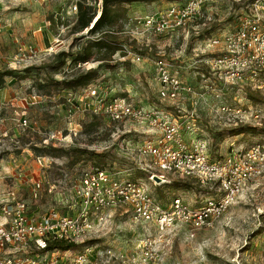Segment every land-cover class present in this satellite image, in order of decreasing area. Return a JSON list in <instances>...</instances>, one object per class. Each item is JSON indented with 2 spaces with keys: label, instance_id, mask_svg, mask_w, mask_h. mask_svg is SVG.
I'll return each instance as SVG.
<instances>
[{
  "label": "rangeland",
  "instance_id": "obj_1",
  "mask_svg": "<svg viewBox=\"0 0 264 264\" xmlns=\"http://www.w3.org/2000/svg\"><path fill=\"white\" fill-rule=\"evenodd\" d=\"M250 1L217 0V6L208 10L211 14L202 9V15L186 29L162 34L149 32L133 38L125 32L120 33L129 19L155 13L181 0L123 3L119 11L121 21L113 30H117L120 39L127 41L130 52L139 55L143 51L148 61L132 62L129 56L116 52L109 61L101 62L99 76L85 88L52 90L49 95L36 91L33 76L18 80L6 77L0 88V208L13 200H23L27 212L34 218L48 210L73 211L72 188L80 172L101 163L86 157L78 160L69 155L52 157L43 149V145L48 144L104 152L107 157L103 170L117 179L140 180L162 205L177 196L186 204L198 206L206 196L213 195L208 185H201L190 177L170 174L164 176L165 182L154 183L147 179L148 173L137 171L134 159L125 153V146L133 147L145 133L136 130V125L110 122L103 115L93 118L91 106L95 100L89 90L94 88L99 97L105 99L124 94L133 104L156 106L174 115L179 114L175 108L178 104L184 112L193 108L195 123L199 125L198 135L207 140L211 159L217 160L228 151L252 143H259L264 149V73L230 85L215 78L203 62L218 49L206 46L207 39L231 29L237 18L247 13ZM69 2L0 0V70L8 68L21 73L24 67L49 63L56 51L74 50L78 42L83 43L86 36L73 41V37L82 33L71 32L74 15L68 12ZM203 7L212 6L206 3ZM261 19L263 26L264 15ZM19 45L35 47L41 60L31 65L15 64L11 58ZM155 57L164 58L182 85L190 88L180 97L179 103L174 101L176 105L157 96L151 62ZM97 64V61H87L74 68L82 71ZM68 68L69 62L53 75L59 79L61 72ZM68 91L72 95L67 102ZM222 105L231 109L229 114L221 113ZM83 122L91 124V131L83 132ZM36 183L38 188H34ZM245 185L234 203L211 227L195 230L190 237L187 236L189 226L176 224L169 228L157 247L158 264H264V173ZM110 214L104 229L79 243L91 244L94 249L109 248L132 254L138 253L137 246L143 236L152 238L155 235L151 224L143 229L129 222L128 213L122 208ZM36 254L32 246L25 247L21 253L22 256Z\"/></svg>",
  "mask_w": 264,
  "mask_h": 264
},
{
  "label": "built area",
  "instance_id": "obj_2",
  "mask_svg": "<svg viewBox=\"0 0 264 264\" xmlns=\"http://www.w3.org/2000/svg\"><path fill=\"white\" fill-rule=\"evenodd\" d=\"M205 1L181 0L155 13L133 17L126 22L127 25L124 24L120 33L125 32L133 38L149 32L162 34L186 29L202 15ZM78 3L92 8V21L98 17L101 0H70L68 12L75 14ZM248 3L247 13L237 18L231 30L207 39L206 46L218 49L203 62L207 70L225 84L255 78L264 71V29L261 25L264 0ZM123 51L132 62L144 59L126 47ZM11 60L15 64L31 65L41 57L35 47L19 45ZM152 65L160 100L178 101L184 92L190 90L182 85L164 58H153ZM71 95L72 92L68 91L67 102ZM89 95L95 100L91 106L93 114L103 115L110 122H127L145 130V136L139 143L133 147L125 146V153L134 159L136 169L148 173V180L159 183L153 181L154 175L160 182H165L164 176L170 174L190 177L201 185H208L213 195L206 196L198 206L186 204L177 196L171 197L167 205H162L140 180L117 179L105 169H85L72 188V212L48 210L34 218L27 212L23 200H13L0 208V264H158L157 247L169 228L176 224L189 226L187 236L190 237L195 230L211 227L214 220L234 203L245 184L264 173V149L259 143L228 151L217 160L211 159L207 140L196 135L193 108L184 112L175 106L179 114L174 115L156 106L133 104L127 95L118 94L105 99L99 97L94 88L89 90ZM219 110L222 114L231 111L224 105ZM182 130L188 132L190 138L187 139ZM151 170L158 172L152 173ZM38 186L36 183L34 188ZM33 197H36L35 192ZM121 208L128 213V220L133 225L145 229L151 224L155 228L154 237L145 235L139 241L138 253L114 252L109 248L99 250L89 244L80 250L21 255L25 247L29 249L32 246L40 251L45 247V240L79 243L85 237L92 238L105 228L110 212Z\"/></svg>",
  "mask_w": 264,
  "mask_h": 264
},
{
  "label": "trees",
  "instance_id": "obj_3",
  "mask_svg": "<svg viewBox=\"0 0 264 264\" xmlns=\"http://www.w3.org/2000/svg\"><path fill=\"white\" fill-rule=\"evenodd\" d=\"M132 1L144 0H101V9L98 17L94 21H92L94 17V11L92 8L84 5L83 3H78L76 7L77 11L75 14H73L74 20L71 23V32L74 34L82 33L77 37H73V41L86 36V39L83 40V43L76 42L77 44L75 45L76 48L74 50L67 49V51H56L52 53L49 63L24 67L20 69L21 73L8 68L1 69L0 88L4 85L6 77L15 78L18 80L19 78H24L29 75L33 76V84L36 86V91L40 94L49 95L52 90L58 89L70 90L75 88H85L90 82L94 81L99 76L98 71L101 67V62L104 60L109 61L111 56L116 52L124 55L123 47H128L126 46L127 41L120 39L116 33L117 30L114 31L113 27L116 26V23H120L121 21L119 17V11L122 10L121 5L123 3H131ZM49 18L52 21L53 17L50 16ZM55 18L58 20V17ZM90 23L92 24L91 26ZM89 26L90 28L84 31V29ZM262 28L264 29V25ZM95 54L97 55L95 56ZM139 55L145 57L143 51L139 52ZM87 61H97L98 64L95 67H89L82 71H79V69H77L78 67L74 68L75 66L83 64ZM67 62H69L68 70L61 72V78H55L53 73L60 71L63 66L67 64ZM104 65L105 67H110L107 64ZM74 69H77V71H74ZM40 73L41 76H39ZM260 73L263 74L264 71L259 72L258 74ZM92 116L93 118L96 117L95 114ZM82 130L85 133L91 131V124H85L83 122ZM44 148L50 153L52 157L69 155L70 157L74 158V160H78L80 157H86L88 160H92L94 162L97 161V163H101L99 166L93 167L97 169H103L106 161L105 159L107 157L104 152L96 153L93 152L92 149L87 148L64 149L61 147H52L51 144L43 145V149ZM137 171L143 174L145 173L138 168ZM45 241V247L40 249L38 253L56 250H73L84 245V243L66 242L65 240L61 239Z\"/></svg>",
  "mask_w": 264,
  "mask_h": 264
},
{
  "label": "crops",
  "instance_id": "obj_4",
  "mask_svg": "<svg viewBox=\"0 0 264 264\" xmlns=\"http://www.w3.org/2000/svg\"><path fill=\"white\" fill-rule=\"evenodd\" d=\"M209 2V3H208ZM221 2V1H220ZM208 4V5H210V6H212V7H210L209 9H205L204 7H203V9H204V12H206L207 14H209L210 12H208V10H210V9H212V8H215V6H217V0H206L205 1V3L204 4ZM212 13V12H211ZM210 13V14H211ZM144 16V15H143ZM236 22V21H235ZM235 25V23L232 25V27ZM232 27H231V29H232ZM231 29H228V30H231ZM227 30V31H228ZM144 61H148L147 59H144ZM152 62V61H151ZM153 66V65H152ZM156 89V88H155ZM170 103H174V102H172V101H170V100H168ZM167 101V102H168ZM178 102V101H177ZM179 103V102H178ZM177 104V103H176ZM175 103H174V105H176ZM179 105V104H178ZM178 105H176V106H178ZM142 106H150V105H142ZM180 106H183V104L182 103H180ZM178 108H180L179 106H178ZM181 109V108H180ZM181 110H184V109H181ZM196 116V115H195ZM197 117V116H196ZM195 121V120H194ZM196 122V121H195ZM198 123H199V120L197 121ZM197 125V131H196V135H198V131H199V125L198 124H196ZM135 130V129H134ZM136 130H138L139 132H143V131H145L142 127H138V128H136ZM135 130V131H136ZM182 132L183 133H185L184 134V136L188 139V138H190V135L188 134V132H184V130H182Z\"/></svg>",
  "mask_w": 264,
  "mask_h": 264
},
{
  "label": "water",
  "instance_id": "obj_5",
  "mask_svg": "<svg viewBox=\"0 0 264 264\" xmlns=\"http://www.w3.org/2000/svg\"><path fill=\"white\" fill-rule=\"evenodd\" d=\"M156 181V182H160V180H159V178L156 176V175H154V177H153V181Z\"/></svg>",
  "mask_w": 264,
  "mask_h": 264
}]
</instances>
